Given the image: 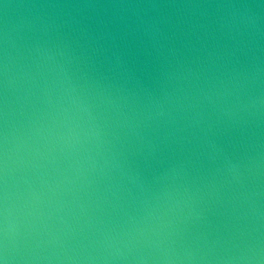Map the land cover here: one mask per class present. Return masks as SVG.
Masks as SVG:
<instances>
[{"label":"clouds","instance_id":"obj_1","mask_svg":"<svg viewBox=\"0 0 264 264\" xmlns=\"http://www.w3.org/2000/svg\"><path fill=\"white\" fill-rule=\"evenodd\" d=\"M0 264H264V0H0Z\"/></svg>","mask_w":264,"mask_h":264}]
</instances>
